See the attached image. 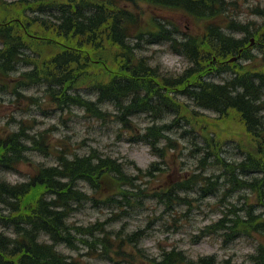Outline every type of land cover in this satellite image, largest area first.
Returning a JSON list of instances; mask_svg holds the SVG:
<instances>
[{
	"label": "trees",
	"instance_id": "16d2710c",
	"mask_svg": "<svg viewBox=\"0 0 264 264\" xmlns=\"http://www.w3.org/2000/svg\"><path fill=\"white\" fill-rule=\"evenodd\" d=\"M0 1L22 17L19 21L0 20L1 85L14 86L11 89L19 96L20 88L44 86V95L52 101L60 105H83L84 110L99 118L110 115L101 108V103L108 101L119 111L115 118L128 124L136 137L150 144L161 158L165 155V148L161 150L159 144L169 131L179 127L180 121L206 131L202 122H198L201 118L189 109V104L175 96H186L197 108L218 115L233 112L239 116L250 139L248 151L242 149L246 157L234 163L226 161L216 139L199 145L190 138L191 143L195 142L193 150L203 152L200 163L206 165L213 158L223 171L212 176L201 175V171L184 173L182 180L174 183L172 188L156 194L168 208H174L177 201L184 198L179 196L180 191L198 186L202 197L211 196L228 182L234 190L248 188L260 194V205L264 208V117L259 115L264 109V70L251 73L238 68V62L228 61L232 56H241L240 51L251 31L233 20L228 28L246 32L247 37L236 38L232 33L222 31L223 25L211 23L201 38L179 40L175 35L181 31L176 25L164 23L165 18L154 17L151 22L146 21L144 13L138 10L143 1L202 19H216L224 14L225 0ZM260 15L264 17V9ZM262 26L264 29V23ZM260 39L264 43V32ZM45 41L51 42L43 44ZM165 41L190 62L189 68L178 76H165L156 67H150L147 58L140 55L145 43ZM20 65L31 69L16 74ZM222 70L230 71L232 78L218 83L212 78L218 77ZM90 77L96 78L92 84H81ZM83 86H92L98 100L83 97L79 91ZM27 98L31 102L38 101L33 95ZM142 113L158 120L165 113H173L177 118L170 124L153 123L148 129L140 130L142 135H138L136 126L139 125L133 118ZM27 128L23 124L17 130L0 133V170L17 169L31 155L44 152V147L48 146L45 132L30 136ZM159 166L154 163L144 174L154 177L156 173L153 171L164 170ZM35 171L29 175L28 181L22 183L12 184L0 179V221L13 228L11 236L0 231V264H69L72 261L55 246L61 241L81 240L77 234L84 231L92 234L94 230L102 231L107 252L112 239L106 228H98V225L83 228L68 222L76 208L74 204L93 199L79 188L78 183H88L94 194L103 197V202L117 204L115 196L119 195L122 197L119 202L130 207L140 202L138 199L143 191L136 184L138 177L127 173L124 165L111 157L91 154L69 159L63 156L58 159V165L38 167ZM251 174L255 175L252 181L241 178ZM244 206L239 209L233 204L212 226L218 231L226 229L227 235L232 231V237L241 232L264 235V214H258V209L248 202ZM40 233L46 234L48 239H40ZM136 235L138 232L128 235V241L131 242ZM105 236L109 237L108 240ZM119 250V245L118 250L112 248L113 253L124 254ZM179 255L177 251L165 253L158 264H178L182 262L176 259ZM251 258L255 264H264V247L259 246ZM186 259L184 255L183 260ZM209 259H201L199 264H211L212 261H206Z\"/></svg>",
	"mask_w": 264,
	"mask_h": 264
},
{
	"label": "rangeland",
	"instance_id": "374dc122",
	"mask_svg": "<svg viewBox=\"0 0 264 264\" xmlns=\"http://www.w3.org/2000/svg\"><path fill=\"white\" fill-rule=\"evenodd\" d=\"M263 8L264 0H225L224 3L225 14L221 21L225 20L226 24L234 19L236 23L249 25L252 32L244 46L245 53L243 52L241 58L237 60L238 68L251 73L264 70V43L260 39V34L264 32L262 28L264 19L260 16V10ZM138 10L144 13L146 21L151 22L155 17L174 22L182 31L178 34L180 38L181 33H186L188 37H201L205 34L207 22L185 16L179 11L160 8L143 1L139 3ZM19 16L0 1V20H22ZM235 32L233 35L244 38L245 33ZM46 42L51 41H45L43 44ZM31 45L34 46L33 43ZM171 49L166 42L156 45L145 43L140 55L147 58L146 62L150 67H156V70L162 71L165 76H178L189 68L190 62L173 53ZM50 51L51 49L48 52ZM29 69L31 67L20 65L16 74ZM231 76L232 74H219L212 79L219 83L225 78H232ZM94 80L96 78L90 77L84 79L81 84H92ZM11 88L14 86L4 84L0 86V133L17 130L24 124L28 126L30 136L45 132L48 146L44 147V152L31 155L29 160L23 162L17 169L1 168V180L12 184L22 183L29 180V175L36 173V168L58 165L60 157L66 156L71 159L94 154L111 157L122 163L127 173L138 177L135 180L136 184L143 189L141 198L138 199L140 202L130 207L119 202L122 198L119 195L115 196L117 204L102 203L103 197L94 194L88 183L84 181L78 183L79 188L93 199L74 204L76 208L71 212L68 222L83 228H93L95 225L101 229L104 227L109 232L112 244L107 247L106 252L102 231L94 230L93 234L89 231L79 232L77 236L81 240L75 242L73 239L72 243L61 241L55 246L72 261L69 264H158L165 253L176 251L175 249L184 253L177 251L181 255L176 259L183 262V256H186L184 264H199L201 259L210 257H213L211 264H255L251 257L257 253L259 246H264V235L241 232L232 237V231L227 235L226 229L218 231L212 225L221 219L233 204H236L237 208H242L245 207V202H248L258 209L256 210L258 214H264V208L260 205V194L248 188L234 190L226 182L217 194L202 197L201 193H198L199 187L195 186L193 190L179 192L181 197L188 196L194 199L191 205L183 204L177 207L175 205L171 209H168L156 194L172 188L174 183L182 180L184 173L201 171V175L212 176L223 171L213 158L206 165L200 163L199 159L203 157V152L193 150L195 142L206 145L207 140L214 138L222 146L226 161L232 163L242 161L246 157L242 149L248 151L250 139L239 116L234 113L218 115L208 109L197 108L186 96H175L189 104V109L201 118L198 122H202L201 126L206 131L187 126V122L180 121V128L169 131L167 137L159 144L161 150L165 148L163 160L154 152L151 145L138 139L129 128L128 130L123 128L121 122L114 116L119 113L117 107L108 101L102 102L101 108L110 115L102 119L88 113L83 105L70 103L60 105L57 101H52L48 95H44V86L20 88L21 96L15 94ZM92 88L83 86L79 91L83 97L97 101L99 96ZM26 95H33L38 101H28ZM262 97L264 100V93ZM259 115L264 117V111L259 112ZM152 117L147 113L134 116L135 124L139 125L136 126L139 129L138 135H142L140 130H145L153 123H172L177 115L165 113L159 120ZM184 132L187 134L184 135ZM190 138L195 142L191 143ZM154 163H158L164 170L153 171L156 173L154 177H147L144 173ZM254 176L251 174L241 178L252 181ZM224 197L227 199L223 200ZM262 199L264 200V197ZM11 227L0 221V231L10 236L13 232ZM135 232H138V235L129 242L128 235ZM105 237L108 240L109 237ZM39 238L48 239V236L41 234ZM90 243L93 245H89ZM118 245L121 246L119 252L124 254L113 253L112 248L118 250Z\"/></svg>",
	"mask_w": 264,
	"mask_h": 264
},
{
	"label": "bare ground",
	"instance_id": "6f19581e",
	"mask_svg": "<svg viewBox=\"0 0 264 264\" xmlns=\"http://www.w3.org/2000/svg\"><path fill=\"white\" fill-rule=\"evenodd\" d=\"M218 6H220V4L218 5ZM163 22L164 23H167V24H172V25H174V22H172V21H170V20H167V19H164L163 20ZM220 72H222V73H220V74H222V75H224V74H231V72L230 71H224V70H222V71H220ZM227 79H229V78H225L224 79V81L223 82H225V80H227ZM264 102V101H263ZM262 111H264V109H262L260 112H262ZM231 113H233V112H231ZM110 114V113H109ZM160 115V114H159ZM107 117H109V116H107ZM159 117V116H158ZM97 118H99V117H97ZM102 119H105V118H102ZM121 124L123 125V128H126L127 130H128V127H129V125L128 124H124L122 121H121ZM158 125V124H157ZM156 125V126H157ZM158 127V126H157ZM130 129V128H129ZM148 129V128H147ZM130 131L132 132V130L130 129ZM39 134H40V132H39ZM41 135H43V134H41ZM35 139V138H34ZM41 140H43V138H40ZM37 141H40V140H37ZM42 143V142H41ZM17 162V161H16ZM222 168V167H221ZM199 193V192H198ZM194 199H192V198H189L188 196H185L183 199H181V200H178L177 201V203H176V207L177 206H182L183 204L184 205H191V203H192V201H193ZM223 200H224V198H223ZM110 201H106V202H102V203H107V204H110L109 203ZM129 206V205H128ZM167 207V206H166ZM168 208V207H167ZM168 209H171V208H168ZM49 243H51V242H49ZM262 247H264V246H262ZM175 249V248H174ZM176 251H180L182 254H184L181 250H178V249H175ZM60 251V250H59ZM213 260V257H210V259L209 260H206V261H212ZM185 263V261H183V262H179V264H184Z\"/></svg>",
	"mask_w": 264,
	"mask_h": 264
}]
</instances>
